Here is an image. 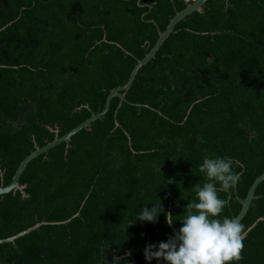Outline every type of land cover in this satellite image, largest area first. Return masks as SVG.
I'll use <instances>...</instances> for the list:
<instances>
[{"label": "trees", "instance_id": "obj_1", "mask_svg": "<svg viewBox=\"0 0 264 264\" xmlns=\"http://www.w3.org/2000/svg\"><path fill=\"white\" fill-rule=\"evenodd\" d=\"M197 1L0 0V187L55 130L63 137L100 113L159 31ZM119 102L27 166L26 197L0 196V240L79 214L0 245V264H100L125 250L143 264L145 245L173 232L162 213L127 222L158 200L183 216L205 156L239 162L236 188L218 193L228 201L221 215L237 217L264 174V0H208L139 71L116 127ZM255 197L244 232L264 218V182ZM242 243L237 264H264V222Z\"/></svg>", "mask_w": 264, "mask_h": 264}, {"label": "clouds", "instance_id": "obj_2", "mask_svg": "<svg viewBox=\"0 0 264 264\" xmlns=\"http://www.w3.org/2000/svg\"><path fill=\"white\" fill-rule=\"evenodd\" d=\"M239 162L229 156H205L198 165L199 173L205 181L197 184L183 216H174L156 201L152 207L144 206L132 214L126 224L135 222L156 223L159 215L164 216V223L172 226L179 221L180 227L174 230L166 241L145 245L142 255L146 262L156 260L163 264H237L242 259L244 226L236 219L222 216L228 201L220 198L218 193L230 192L238 185L241 172L236 171ZM218 185V186H217ZM179 217V219H176ZM130 252L125 250L123 256L114 255L108 261L102 253L100 264H124Z\"/></svg>", "mask_w": 264, "mask_h": 264}, {"label": "water", "instance_id": "obj_3", "mask_svg": "<svg viewBox=\"0 0 264 264\" xmlns=\"http://www.w3.org/2000/svg\"><path fill=\"white\" fill-rule=\"evenodd\" d=\"M208 0H198L197 2H195L194 4L188 5L186 9H184L181 12H178L174 18L171 19V21L169 22L166 30L164 32H160L159 31V37L158 40L156 41L155 45L153 46V48L150 50V52L145 56L144 59L139 60L136 64V66L133 68L129 79L127 81V83L121 87H118L114 90H112L110 92V94L108 95L107 99H106V103L105 106L103 108V110L98 113V114H94L92 115L88 120H86L85 122H83L82 124H80L78 127H76L75 129H73L71 132H69L68 134L64 135L63 137H59V131L55 130V139L48 143L46 146H44L43 148H36L34 152H32L29 156H27L19 165L13 180L11 182L10 185L4 187L1 186L0 187V196L3 195H7L10 193H16V192H20L22 194L23 197H26L25 194V189L26 186H21L20 185V179L25 171V169L27 168V166L36 158H38L39 156L43 155V154H47L50 150H52L53 148L61 145L62 143H70L71 139L73 136H75L76 134H78L80 131H82L83 129L89 128L95 121L100 120L101 118H103L109 111L110 106H111V102L114 98H118L119 99V104L118 107L114 113V118H115V124L116 127H119V123L117 122V115L118 112L120 110V108L122 107L123 103L126 102V96L127 93L129 92V90L131 89L139 71L146 66L151 60H153L157 54V52L160 50V48L163 46V44L165 43V41L172 35L175 33V28L176 26L183 21L184 19H186L188 16L194 14V13H202L203 12V7L206 4ZM11 24H9L8 26H10ZM7 26V27H8ZM6 27L2 28L0 30V32L2 30H4ZM264 182V174H262L260 177H258L252 184V186L250 187L248 194L246 196V199L242 205V209L239 213V215L237 217H235L234 219L238 220L239 222H241L245 216L247 215L250 206L253 202V200H255V193L256 190L258 189L259 185L261 183ZM171 207H172V203L169 202L168 205V212L171 213ZM79 214H76L73 218L78 217ZM72 218V219H73ZM72 219H69L67 221L64 222H55V223H47V222H41L36 224L35 226L15 235L12 236L10 238H6V239H1L0 240V245H4V244H13L15 243V241H17L20 238H23L27 235H29L30 233L40 229L43 226H47V225H65L67 223H69ZM260 222H264V218H260L258 219L251 227H249L244 233H243V239L244 240L248 234L260 223ZM172 232L175 230L173 225L170 226ZM131 256L129 255L126 258H130ZM130 264H137V261L134 258H131ZM143 264H150V262H144Z\"/></svg>", "mask_w": 264, "mask_h": 264}]
</instances>
